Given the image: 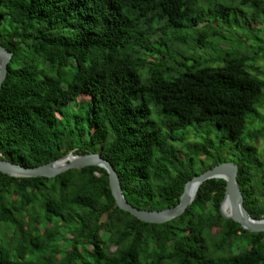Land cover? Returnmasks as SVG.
<instances>
[{
    "label": "trees",
    "instance_id": "obj_1",
    "mask_svg": "<svg viewBox=\"0 0 264 264\" xmlns=\"http://www.w3.org/2000/svg\"><path fill=\"white\" fill-rule=\"evenodd\" d=\"M188 32L215 54L167 50ZM227 32L252 55L220 47ZM0 45L12 53L0 87L6 161L100 153L127 202L153 211L230 156L245 209L264 219V130L250 129L264 99V0H0ZM224 190L204 181L180 216L156 224L118 208L101 167L0 172V264H264V231L222 217Z\"/></svg>",
    "mask_w": 264,
    "mask_h": 264
},
{
    "label": "water",
    "instance_id": "obj_2",
    "mask_svg": "<svg viewBox=\"0 0 264 264\" xmlns=\"http://www.w3.org/2000/svg\"><path fill=\"white\" fill-rule=\"evenodd\" d=\"M12 53L0 45V87L7 75V66ZM86 166H98L107 172L111 194L118 208L128 212L140 221L161 224L180 216L192 203L199 186L210 179L225 181L223 199L219 205L222 217L238 223L243 229L250 232L264 231V219H253L243 204L236 176L238 167L231 161H224L204 172L194 175L183 187L177 205L162 210H142L131 206L124 197L119 177L112 164L104 159L100 153L88 152L81 155L69 153L60 159L36 167H24L6 161L0 156V172L13 177H47L52 178L69 169H78ZM227 207V212L224 211Z\"/></svg>",
    "mask_w": 264,
    "mask_h": 264
},
{
    "label": "rangeland",
    "instance_id": "obj_3",
    "mask_svg": "<svg viewBox=\"0 0 264 264\" xmlns=\"http://www.w3.org/2000/svg\"><path fill=\"white\" fill-rule=\"evenodd\" d=\"M226 32V31H225ZM189 33V32H188ZM232 33V36L230 35ZM227 32V35L229 36V40H226L225 43H221L220 47H222L223 49H228V50H233V49H237L239 50L238 52V55H241L243 58L244 57H248V56H251L252 55V52L251 53H248L246 51V49H244V46L242 44V46H238V39H236L235 37L238 36L237 33L235 32ZM190 34V33H189ZM193 37L192 34H190V36L188 37L187 39V43L185 44H174L173 46L171 47H168L167 50L169 52H171L172 54H179V55H183V56H189V57H194V56H197L198 55L200 56L199 58H211L213 54L212 52V49L210 48H204V49H198L197 47H195V45L193 44ZM212 42V41H211ZM212 44H216L214 42H212ZM237 47V48H234V47ZM160 48L165 49V46L164 45H161ZM237 50V51H238ZM166 56L167 54L165 55H160L158 58L159 59H166ZM168 57V56H167ZM155 58V56H154ZM168 60H170V57L168 58ZM261 60L260 58H257V61H254L253 63V66L258 68V71L261 73L263 71V67L261 66ZM259 76H262L261 74ZM85 98H87V96H84ZM258 117L256 118V120H254L252 122V125L250 126V129H258V128H262V130H264V99L262 101V105L260 107H258ZM248 122V121H247ZM247 125V124H246ZM183 133L182 130H179V131H176L175 134L176 135H179ZM198 134H196L195 132H192L189 134L188 136V140L189 141H200V136H197ZM197 136V137H196ZM183 143L184 142H175V145L177 148L181 150L182 146H183ZM256 146H257V149L261 152H264V135L262 137H260L257 141H256ZM183 149V148H182ZM179 155H182L180 152H179ZM183 157V155L181 156ZM227 158L225 159L226 161H231V158L230 156H226Z\"/></svg>",
    "mask_w": 264,
    "mask_h": 264
},
{
    "label": "bare ground",
    "instance_id": "obj_4",
    "mask_svg": "<svg viewBox=\"0 0 264 264\" xmlns=\"http://www.w3.org/2000/svg\"><path fill=\"white\" fill-rule=\"evenodd\" d=\"M224 211H226V212H227V207H224Z\"/></svg>",
    "mask_w": 264,
    "mask_h": 264
}]
</instances>
